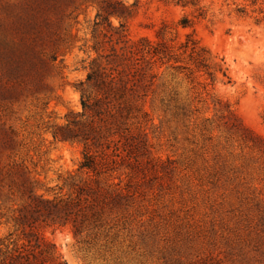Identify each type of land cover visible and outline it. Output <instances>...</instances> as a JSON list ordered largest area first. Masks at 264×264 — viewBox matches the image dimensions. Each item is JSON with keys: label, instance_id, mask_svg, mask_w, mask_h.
Masks as SVG:
<instances>
[{"label": "rangeland", "instance_id": "obj_1", "mask_svg": "<svg viewBox=\"0 0 264 264\" xmlns=\"http://www.w3.org/2000/svg\"><path fill=\"white\" fill-rule=\"evenodd\" d=\"M21 1L0 0V25L3 7ZM102 1L57 0L46 14L47 66L25 76L27 86L0 82V144L11 141L0 166L23 168L25 196L74 198L98 184L113 200L81 233L72 223L39 227L37 256L46 254L44 264H264V0H117L123 17L95 26ZM187 35L215 57L211 79L180 49ZM162 44L175 60L150 54ZM133 45L127 85L111 102L122 107L115 133L91 149L106 164L96 176L80 169L84 143L52 132L82 113L78 88L91 64L117 78ZM229 113L260 142L226 124ZM25 196L1 197L0 215ZM5 220L0 237L14 230Z\"/></svg>", "mask_w": 264, "mask_h": 264}, {"label": "trees", "instance_id": "obj_2", "mask_svg": "<svg viewBox=\"0 0 264 264\" xmlns=\"http://www.w3.org/2000/svg\"><path fill=\"white\" fill-rule=\"evenodd\" d=\"M197 2L198 0H178L177 4L188 6L195 5ZM56 3L57 0H22L16 5L13 3L3 7L5 22L0 25V82L7 78L9 81L17 80L27 86L33 81H27L25 76L36 71L37 67L47 66L51 54H45V49L51 43L50 26L53 21L46 19V14L56 10ZM101 3L96 15V19L99 21L95 23V26L103 25L110 16L123 17L121 8L125 7L121 2L103 0ZM262 20L255 21L260 23ZM182 25L186 27L187 23ZM23 35L26 41L22 46H19L14 40L17 36L22 37ZM148 48L153 57L161 55V58L167 59L168 62L175 60L173 50L168 45L162 44L160 50L152 45H149ZM136 49L137 46L133 45L126 54L122 55L119 66H122L123 69L117 78L106 74L105 68L100 62H93L85 81L81 82L80 88H78L82 113H71L68 116L67 124L64 127H55L52 132L54 140L83 142L85 151L80 169L90 171L96 176L103 172L106 164L100 160L97 161L91 154V149L108 144L109 137L115 133L122 107L120 103L115 106L111 102L112 98L114 99L120 91L125 90L127 82L124 78L127 81V77L130 76L129 69L134 65L133 57L136 54ZM180 49L183 54L188 53L189 61L198 71H203L208 78H212L208 62L215 57H212L208 49L200 46L191 35L186 36ZM217 71L223 77H227L226 68L218 66ZM38 76H40L39 72H37L36 79ZM41 85L40 80L34 82L33 89L37 90ZM94 118L99 120L96 127L93 124ZM227 120L226 124H229L231 128L260 142V139L243 127L235 116L229 113ZM2 134L5 132L0 128V135ZM10 146L11 141L7 138V141L0 144V151L7 150ZM24 174L23 168H19L13 163L4 167L0 166V198L9 200L14 193L24 197L28 192ZM25 197V201L19 208L8 210L7 214L0 215V220L6 219L4 223L11 224L14 228L13 232H8L6 236L0 237V264H44L46 254L40 250L37 256L38 243L31 245V242L40 240L37 231L39 227L63 226L66 223H72L74 231L81 233L86 229L89 230L95 223V216L98 217L103 208L108 206V202L113 201L108 191L101 189L98 184L95 187L87 186V188L78 189L74 198L71 196L67 198L55 197L49 200L44 199L43 196L34 195L31 191ZM15 232H18V239L23 241L22 244L13 239ZM47 254L48 258H51V254L48 252Z\"/></svg>", "mask_w": 264, "mask_h": 264}]
</instances>
